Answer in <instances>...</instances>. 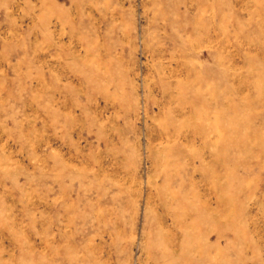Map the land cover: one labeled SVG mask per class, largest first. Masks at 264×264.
<instances>
[{"label":"rangeland","instance_id":"rangeland-1","mask_svg":"<svg viewBox=\"0 0 264 264\" xmlns=\"http://www.w3.org/2000/svg\"><path fill=\"white\" fill-rule=\"evenodd\" d=\"M0 264H264V0H0Z\"/></svg>","mask_w":264,"mask_h":264}]
</instances>
